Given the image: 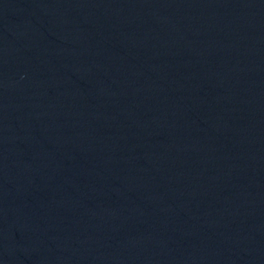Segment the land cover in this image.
<instances>
[{
    "label": "water",
    "instance_id": "water-1",
    "mask_svg": "<svg viewBox=\"0 0 264 264\" xmlns=\"http://www.w3.org/2000/svg\"><path fill=\"white\" fill-rule=\"evenodd\" d=\"M0 264H264V0H0Z\"/></svg>",
    "mask_w": 264,
    "mask_h": 264
}]
</instances>
